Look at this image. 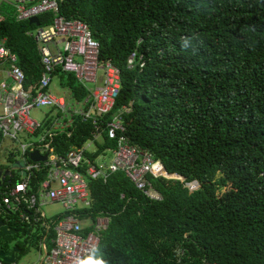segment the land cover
Returning a JSON list of instances; mask_svg holds the SVG:
<instances>
[{"label": "trees", "instance_id": "16d2710c", "mask_svg": "<svg viewBox=\"0 0 264 264\" xmlns=\"http://www.w3.org/2000/svg\"><path fill=\"white\" fill-rule=\"evenodd\" d=\"M59 1L61 15L88 25L100 60L121 71L120 93L106 119L128 107L123 134L177 177H149L160 201L123 172L92 181L91 204L78 215L109 219L92 258L104 264H264V0ZM2 8L0 39L18 56L25 85H38L42 56L27 34L38 24L17 21L8 3ZM54 18L45 13L40 22ZM134 52L144 67L128 68ZM76 78L56 73L68 102L88 95ZM55 118L47 117L44 129L53 130ZM92 131L76 117L56 131L58 152L81 147ZM107 147L117 141L104 133L98 148ZM195 183L200 187L192 191Z\"/></svg>", "mask_w": 264, "mask_h": 264}, {"label": "built area", "instance_id": "2783aa9c", "mask_svg": "<svg viewBox=\"0 0 264 264\" xmlns=\"http://www.w3.org/2000/svg\"><path fill=\"white\" fill-rule=\"evenodd\" d=\"M4 3L13 7L17 21H30L45 13H52L55 18L53 23L36 24V28L27 30L37 40L42 56L44 71L38 85H25L26 76L18 56L5 39H0V155L8 152L13 156L15 151L10 150H16L22 156V166L5 171L0 165V219L9 222L12 216L24 224L41 225L45 232L36 264H83L99 248L100 232L109 221L107 217H98L91 225L81 223L90 218H81L78 210L91 204L92 181L106 182L112 174L123 172L146 197L160 201L162 195L149 177H177L169 175L150 150L133 145L123 134L122 116L129 112L128 107H123L111 120L106 119L120 93L121 71L112 62L100 60V43L88 25L61 15L59 0H0V20L5 19ZM138 62L145 66L143 56L132 53L128 68H134ZM59 69L76 75L88 92L84 101L68 102L67 96L51 90ZM100 70L103 83L98 85ZM43 107L56 110L53 130L44 129V121L31 117L33 110ZM76 117L92 124V137L81 147L61 154L54 142L56 131L71 127ZM104 133L117 141V147L100 152L98 143L103 142ZM14 142L18 147L10 149ZM92 146L95 148L91 151ZM37 152L41 159L47 156V161L33 160ZM49 203H60L64 211L47 217L42 207ZM87 227L91 229L85 230ZM0 264L18 263L0 258Z\"/></svg>", "mask_w": 264, "mask_h": 264}, {"label": "rangeland", "instance_id": "374dc122", "mask_svg": "<svg viewBox=\"0 0 264 264\" xmlns=\"http://www.w3.org/2000/svg\"><path fill=\"white\" fill-rule=\"evenodd\" d=\"M99 82L98 85H101L103 83V72L100 70L98 72ZM51 90L56 94H64L66 90H64L60 85L57 79H54ZM56 115V110H53L52 108L43 107L40 109H35L31 113V117L37 121H44L47 117ZM102 138L98 139L100 141ZM15 147H18V143H13V148L10 147V149H15ZM95 148V146H92L90 150L92 151ZM15 151V152H13ZM10 152H13V156H9L8 152H3L0 155V165L1 169H4L5 171L10 170L11 168H14L16 166V163H20L22 161V156L19 154L16 150H10ZM15 177L17 179H20L17 172L14 171ZM181 177H179L180 179ZM182 179V178H181ZM192 188L191 190L194 191L200 187L199 184L195 183L194 185H190ZM44 213L47 215V217H52L56 214H59L64 211L63 206L60 203H49L42 207ZM11 222H5L6 224L10 225L12 228L18 230V238L20 240L21 244V251L16 252V262L18 264H36L39 261V258L41 257V244L42 239L44 235L43 228L41 225H26L22 222H19L16 217H12ZM95 222L94 219L85 218L82 220L83 226L91 225ZM13 225H11V224ZM21 223V224H20ZM101 254L98 253V256Z\"/></svg>", "mask_w": 264, "mask_h": 264}, {"label": "water", "instance_id": "95a60500", "mask_svg": "<svg viewBox=\"0 0 264 264\" xmlns=\"http://www.w3.org/2000/svg\"><path fill=\"white\" fill-rule=\"evenodd\" d=\"M31 23L41 24L40 18L35 16L31 18ZM47 156L45 158H40V154L34 153L33 154V160L39 162V161H47ZM17 166H22L20 163H16ZM20 174L25 175V172H20ZM1 176V173H0ZM18 234V230L12 228L10 225L6 224L3 220L0 219V237L3 239L4 242H6L9 245H12L14 243V236ZM21 248L19 246H13L9 248L8 250H4L0 248V258L3 260L13 263L16 261V252H20Z\"/></svg>", "mask_w": 264, "mask_h": 264}, {"label": "flooded vegetation", "instance_id": "af4514ba", "mask_svg": "<svg viewBox=\"0 0 264 264\" xmlns=\"http://www.w3.org/2000/svg\"><path fill=\"white\" fill-rule=\"evenodd\" d=\"M19 234H17L16 236H14V243L12 245L7 244L6 242L3 241V239L0 237V248L4 249V250H8L9 248L13 247V246H19L20 247V240L18 238Z\"/></svg>", "mask_w": 264, "mask_h": 264}, {"label": "clouds", "instance_id": "9594fccd", "mask_svg": "<svg viewBox=\"0 0 264 264\" xmlns=\"http://www.w3.org/2000/svg\"><path fill=\"white\" fill-rule=\"evenodd\" d=\"M83 264H104V261L102 259L89 258L88 261L83 262Z\"/></svg>", "mask_w": 264, "mask_h": 264}]
</instances>
